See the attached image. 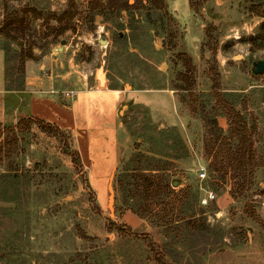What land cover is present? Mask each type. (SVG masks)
<instances>
[{
    "label": "rangeland",
    "instance_id": "rangeland-1",
    "mask_svg": "<svg viewBox=\"0 0 264 264\" xmlns=\"http://www.w3.org/2000/svg\"><path fill=\"white\" fill-rule=\"evenodd\" d=\"M192 1L198 23L187 27L149 0H0V29L8 10L29 28L18 34L23 48L0 32L14 86L27 60L65 55L60 61L74 58L80 72L103 65L112 85L126 91H173L186 120L149 121L144 104H125L129 142L103 196L78 167L66 133L0 126V264H264V74L252 72L264 60V19L246 22L264 0H224L207 10L204 0ZM125 2L129 8L118 10ZM184 54L195 69L191 89L182 78ZM142 98L171 109L168 95ZM227 106L250 131L244 194L217 171L215 156L226 153L231 131ZM141 175L172 182L171 192L142 196L145 186L134 185ZM202 188L217 201L201 206ZM134 216L144 229L128 219ZM145 233L151 243L139 236Z\"/></svg>",
    "mask_w": 264,
    "mask_h": 264
},
{
    "label": "crops",
    "instance_id": "crops-1",
    "mask_svg": "<svg viewBox=\"0 0 264 264\" xmlns=\"http://www.w3.org/2000/svg\"><path fill=\"white\" fill-rule=\"evenodd\" d=\"M226 1L228 6L233 5V0ZM214 2L222 6L225 1L204 0V10ZM165 3L179 23L187 27L198 23L192 0H165ZM254 16L246 22L254 26L261 24L264 18L258 14ZM65 57L51 53L40 61L27 60L20 84L14 86V80L7 74L5 53L0 50V126L15 125L20 120L41 121L66 133L78 158V167L87 174L90 187L103 196L120 166L121 151L129 142L121 108L125 104L141 103L148 110L149 121H186L183 105L173 91L145 88L126 91L112 85L103 65L80 72L74 58L69 57L62 63ZM152 93L168 95L171 109L154 107L142 98ZM128 219L133 221L135 228L146 227L136 216ZM139 236L152 242L147 233Z\"/></svg>",
    "mask_w": 264,
    "mask_h": 264
},
{
    "label": "trees",
    "instance_id": "trees-1",
    "mask_svg": "<svg viewBox=\"0 0 264 264\" xmlns=\"http://www.w3.org/2000/svg\"><path fill=\"white\" fill-rule=\"evenodd\" d=\"M114 0H110V3ZM150 3L159 10H166L165 0H149ZM129 2L121 3L117 6L118 10H127L129 8ZM254 10L257 11V14L264 17V5L258 4L253 7ZM68 15V13H67ZM4 22L0 29V32H3L6 37L9 38L16 46H20L23 48V43H20V36L18 34H26L28 28L27 18L21 15V13L17 10L6 11L4 14ZM62 20V19H59ZM66 28H63L60 32H64ZM264 31V27H263ZM17 33V34H15ZM24 33V34H23ZM264 38V36H262ZM23 50V49H21ZM16 51V49H14ZM183 66L185 67V72L182 74V78L186 85H188L191 89V81L194 78L195 69L192 64L191 58L184 54L181 56ZM227 113L231 122V131L230 136L226 140L227 151L223 155V157L215 156V160H220V167L217 168V171L223 173L225 177H227L232 183V190L238 191L240 194H244L247 186L250 184L251 170L249 168L250 165V131L247 125V122L242 114L235 111L233 107L227 106ZM36 123L42 131H46L51 133L52 135H56L57 133H61L58 129L46 125L41 121H24L20 120L17 123L16 128L23 130L29 129L31 126ZM2 132L0 131V138L2 136ZM236 143V144H234ZM138 180V181H137ZM134 185L140 186L144 185L145 188L142 189V196L144 197H160L161 191L171 192L172 182L163 183L156 176L148 177V176H138ZM253 220L258 223H262L261 219L258 216H253ZM161 263V262H160Z\"/></svg>",
    "mask_w": 264,
    "mask_h": 264
},
{
    "label": "built area",
    "instance_id": "built-area-1",
    "mask_svg": "<svg viewBox=\"0 0 264 264\" xmlns=\"http://www.w3.org/2000/svg\"><path fill=\"white\" fill-rule=\"evenodd\" d=\"M239 38V37H237ZM69 96V94H67ZM198 175H199V179L202 181L204 180L205 178H207V169L206 167L204 166H201L199 168V171H198ZM202 190L204 191V194L203 196L200 198V204L201 206H209L213 203H215L217 201V194L215 193V191H213L212 189H203Z\"/></svg>",
    "mask_w": 264,
    "mask_h": 264
},
{
    "label": "water",
    "instance_id": "water-1",
    "mask_svg": "<svg viewBox=\"0 0 264 264\" xmlns=\"http://www.w3.org/2000/svg\"><path fill=\"white\" fill-rule=\"evenodd\" d=\"M100 44H108V40L104 39V40H101L100 41ZM252 72L255 74V75H262L264 74V60H259V61H256L253 63V69H252ZM173 185H177L176 182L173 183ZM111 190V188H110ZM112 200H113V197L111 196L110 198V207L112 205Z\"/></svg>",
    "mask_w": 264,
    "mask_h": 264
}]
</instances>
